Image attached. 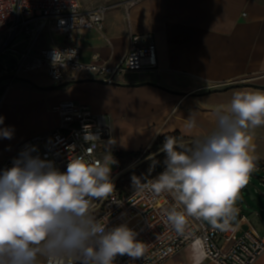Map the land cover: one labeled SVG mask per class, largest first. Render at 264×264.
Segmentation results:
<instances>
[{
  "label": "crops",
  "instance_id": "crops-1",
  "mask_svg": "<svg viewBox=\"0 0 264 264\" xmlns=\"http://www.w3.org/2000/svg\"><path fill=\"white\" fill-rule=\"evenodd\" d=\"M81 2L88 9L101 4ZM109 11L102 31L90 28L71 37L51 32L60 37L51 45L77 42L83 61L99 53L115 65L127 52L132 34L152 35L158 67L112 81L86 78L62 85L53 83L43 69L23 73L34 84L23 80L26 84L7 96L8 105L29 104L35 126L13 133L11 139L0 137V161L18 158L11 151L16 153L15 144L56 128L54 106L61 100L106 114L112 126L110 146L136 161L160 136L179 132L188 142L210 134L216 128L217 109L226 108L235 92L264 91V0H140L129 9L107 15ZM40 48L45 47L37 45ZM36 71L44 77L31 78ZM189 118L195 121L191 129ZM249 132L255 144L252 154L264 162V125ZM36 147L34 157L42 151ZM189 256L188 245L163 264H191ZM203 264L218 263L205 259ZM254 264H264V253Z\"/></svg>",
  "mask_w": 264,
  "mask_h": 264
},
{
  "label": "clouds",
  "instance_id": "clouds-1",
  "mask_svg": "<svg viewBox=\"0 0 264 264\" xmlns=\"http://www.w3.org/2000/svg\"><path fill=\"white\" fill-rule=\"evenodd\" d=\"M74 55L75 50L53 49V67H65L62 58ZM215 115V130L192 146L165 137L166 169L157 178L142 183L132 177L139 192L148 188L154 195L172 194L176 206L165 211V222L179 236L191 239V264H203L208 251L205 238L186 234L188 217L227 231L238 213L234 205L239 190L255 168L249 129L264 125V91H237ZM194 126V119L189 118L187 127ZM13 131L0 128V137L11 139ZM31 151H23L0 174V264H40L41 257L47 264H114L118 255L144 256V243L126 224L107 229L93 215L92 201H103L114 190L111 155L103 160L78 156L68 163L66 172H60ZM180 205L183 211L177 210Z\"/></svg>",
  "mask_w": 264,
  "mask_h": 264
},
{
  "label": "built area",
  "instance_id": "built-area-1",
  "mask_svg": "<svg viewBox=\"0 0 264 264\" xmlns=\"http://www.w3.org/2000/svg\"><path fill=\"white\" fill-rule=\"evenodd\" d=\"M122 1L124 7L129 9L140 0ZM108 9L109 5L104 3L88 9L81 0H0V80H13L22 77L27 71L43 69L53 83L60 85L86 78L112 81L117 76L156 69L158 52L152 35L145 38V35L132 34L127 52L115 65L102 59L99 53H94L90 61H83L81 45L72 41L37 50L38 39L45 30L66 37L90 28L102 31ZM53 49L61 53L75 50V55L71 59L62 58L66 59L65 67H53ZM4 94H0V106ZM54 107L59 118L58 126L46 134L33 135L23 140L17 145L16 154L41 146L42 151L37 156L41 160L50 161L60 172H66L68 163L78 156L103 160L102 153L112 151L117 159L116 152L110 146L112 126L106 114L70 99L61 100ZM14 160L11 157L0 161V174L11 168ZM139 161L142 159L132 161L131 164ZM254 164L248 182L257 178L264 185V162L254 160ZM165 169L156 172L144 183H150ZM118 170L111 171V181ZM259 171L263 173H257ZM115 181H112L113 193L107 199L92 201L93 215L101 223L107 224V229L126 224L137 233L136 239L144 243L146 250L144 256L138 259L118 255L114 264H163L190 245L191 239L179 236L165 222V211L176 206L172 194L163 192L154 195L145 188L143 192L133 189L124 195L116 189ZM240 190L251 194L248 184ZM234 207L238 213L230 221L229 230L221 231L207 221L188 217L186 234L191 232L205 238L207 259L218 264H254L264 253V234L259 233L241 212V204ZM177 210L183 211L184 208L180 205ZM41 264H47L45 258Z\"/></svg>",
  "mask_w": 264,
  "mask_h": 264
},
{
  "label": "rangeland",
  "instance_id": "rangeland-1",
  "mask_svg": "<svg viewBox=\"0 0 264 264\" xmlns=\"http://www.w3.org/2000/svg\"><path fill=\"white\" fill-rule=\"evenodd\" d=\"M85 4H98V3H106L109 5L107 15L113 13L114 10H118L124 7L122 0H84ZM126 8V7H125ZM60 37L52 34L50 31L45 30L43 34L39 37L37 45L38 47H48L52 42L59 40ZM37 75L34 77H44L41 71H36ZM36 79V78H35ZM25 81V80H24ZM21 79L14 78L13 80L9 78H3L0 81V94L2 95L7 90V94L5 95L2 105L0 106V116L4 117V123L0 125V128H11L13 129V133L18 134L23 131H29L32 127L35 126V120L31 117V113L28 112L30 110V105H8L7 96L11 93L14 94L16 91L22 88L26 83ZM28 81V80H27ZM10 87V88H8ZM178 144H183L185 142L183 138H175ZM165 139H160L157 141L147 156L149 158L139 161L135 163L131 168L122 173L115 181V187L121 194H127L131 192L134 188L132 177L136 176L141 179V182L144 183L147 181L153 174L162 170L166 167V153L162 151L163 144ZM17 144H15L16 148ZM31 155L37 154L39 152L38 147L31 148ZM177 150H180L177 148ZM14 156L19 157L20 154H16L15 150ZM111 155V160L109 161V166L111 171H114L119 167V169L126 168L128 165L132 163V158L118 157L115 158L114 152H103L102 156ZM124 156V155H123ZM146 157V156H145ZM130 160V161H129ZM262 174L263 172H257ZM111 175V173H110ZM250 187L251 194H248L246 191L239 190L237 199L235 201V205L242 206V213L248 218V221L253 225L257 231L261 234H264V185L259 182L257 178H253L252 182L247 183ZM253 196V197H252ZM41 259V258H40Z\"/></svg>",
  "mask_w": 264,
  "mask_h": 264
},
{
  "label": "trees",
  "instance_id": "trees-1",
  "mask_svg": "<svg viewBox=\"0 0 264 264\" xmlns=\"http://www.w3.org/2000/svg\"><path fill=\"white\" fill-rule=\"evenodd\" d=\"M167 136H171V137H174V138H182V137H183L179 132H175V133H170V134H167V135H164V136H160V137L158 138L157 141H159L160 139H163V138L165 139V137H167ZM157 141H156V142H157ZM156 142H155V143H156ZM192 144H193V143H190V144L188 143V144H184V145H186V146H192ZM147 155H148V154H147ZM147 155H146V156H147ZM116 156H117V158H118V157H125V158H128L127 156H125V155L123 156V154H120V153H118V152H116ZM129 193H130V192H129ZM127 194H128V193H127Z\"/></svg>",
  "mask_w": 264,
  "mask_h": 264
},
{
  "label": "bare ground",
  "instance_id": "bare-ground-1",
  "mask_svg": "<svg viewBox=\"0 0 264 264\" xmlns=\"http://www.w3.org/2000/svg\"><path fill=\"white\" fill-rule=\"evenodd\" d=\"M8 88H10V87H8ZM5 95H6V92H5V94H4V97H5ZM134 164H135V163H133V164L127 166L126 168H123V169L117 171V174H115V175L113 176L112 181H115V180L120 176V174H122V172H124V171L128 170L129 168H131Z\"/></svg>",
  "mask_w": 264,
  "mask_h": 264
},
{
  "label": "water",
  "instance_id": "water-1",
  "mask_svg": "<svg viewBox=\"0 0 264 264\" xmlns=\"http://www.w3.org/2000/svg\"><path fill=\"white\" fill-rule=\"evenodd\" d=\"M17 79H21V80H28V82H30V83H33L30 79H27V78H24V77H17ZM1 81V80H0ZM34 84V83H33ZM60 85H62V84H60ZM54 87H57V86H51L50 88H54ZM194 141H188V142H182L183 144H190V143H193ZM150 156H146V157H144L143 158V160H145V159H147V158H149ZM142 160V161H143ZM125 172V171H124ZM124 172H122V173H124ZM121 175V174H120Z\"/></svg>",
  "mask_w": 264,
  "mask_h": 264
}]
</instances>
